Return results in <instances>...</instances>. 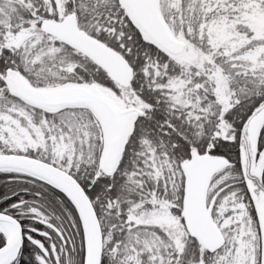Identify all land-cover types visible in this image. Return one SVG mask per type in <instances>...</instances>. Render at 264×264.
Returning <instances> with one entry per match:
<instances>
[{
  "label": "snow or ice",
  "instance_id": "obj_1",
  "mask_svg": "<svg viewBox=\"0 0 264 264\" xmlns=\"http://www.w3.org/2000/svg\"><path fill=\"white\" fill-rule=\"evenodd\" d=\"M0 264H264V0H0Z\"/></svg>",
  "mask_w": 264,
  "mask_h": 264
}]
</instances>
